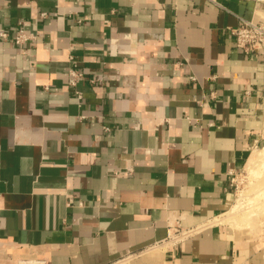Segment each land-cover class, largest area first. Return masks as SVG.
<instances>
[{
    "label": "crops",
    "instance_id": "obj_1",
    "mask_svg": "<svg viewBox=\"0 0 264 264\" xmlns=\"http://www.w3.org/2000/svg\"><path fill=\"white\" fill-rule=\"evenodd\" d=\"M241 19L264 0H0V264H264L220 222L264 147Z\"/></svg>",
    "mask_w": 264,
    "mask_h": 264
},
{
    "label": "rangeland",
    "instance_id": "obj_2",
    "mask_svg": "<svg viewBox=\"0 0 264 264\" xmlns=\"http://www.w3.org/2000/svg\"><path fill=\"white\" fill-rule=\"evenodd\" d=\"M262 148L256 149L250 160ZM231 178L234 200L220 222L231 225L239 232H250L253 236L264 238V155L257 157L250 168L246 165L234 172Z\"/></svg>",
    "mask_w": 264,
    "mask_h": 264
},
{
    "label": "built area",
    "instance_id": "obj_3",
    "mask_svg": "<svg viewBox=\"0 0 264 264\" xmlns=\"http://www.w3.org/2000/svg\"><path fill=\"white\" fill-rule=\"evenodd\" d=\"M46 14H42L45 17ZM231 34L234 37V44L237 48L246 54H258L264 52V19L260 20H244L241 19L239 24L231 29ZM0 37L6 38V33H0ZM15 44L31 43L36 40V36L32 33L18 30L13 36ZM71 79L68 84L75 87L77 81L80 79L81 74L76 71H71ZM109 78H115V73L109 74ZM79 96V95H78ZM80 97V96H79ZM233 175L232 172H230ZM233 183V182H232ZM201 226L184 228L180 224L174 223L172 225V232L169 237L172 241H181L187 239L200 232ZM31 264V263H25Z\"/></svg>",
    "mask_w": 264,
    "mask_h": 264
},
{
    "label": "bare ground",
    "instance_id": "obj_4",
    "mask_svg": "<svg viewBox=\"0 0 264 264\" xmlns=\"http://www.w3.org/2000/svg\"><path fill=\"white\" fill-rule=\"evenodd\" d=\"M262 155H264V148H262L261 152L260 151L258 152V155L257 156H255L254 158H252L249 161V163L247 164L248 168H250V166L254 164V162H255V160H256L257 157H260Z\"/></svg>",
    "mask_w": 264,
    "mask_h": 264
}]
</instances>
